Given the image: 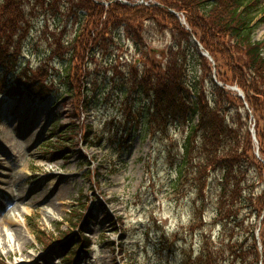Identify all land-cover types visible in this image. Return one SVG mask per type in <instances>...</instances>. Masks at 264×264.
<instances>
[{"label": "rangeland", "instance_id": "rangeland-1", "mask_svg": "<svg viewBox=\"0 0 264 264\" xmlns=\"http://www.w3.org/2000/svg\"><path fill=\"white\" fill-rule=\"evenodd\" d=\"M259 3L264 6V0ZM42 10L37 7L36 15ZM143 26L146 46H136L122 31L86 62V91L93 102L82 110L67 93L70 60L51 33L59 30H46L41 19L36 21L24 47L22 69L28 75L37 69L48 72L46 84L52 93L31 101L0 89V98L7 99L0 118V264H63L75 250L73 243L81 241L80 233L89 243L75 264H184L185 255L193 261L199 254L204 236L216 250L233 243L232 233L216 224L214 190L209 194L207 189L205 212L198 209L201 196L194 173L189 171L188 182L174 190L172 159L181 150L185 127L131 137L130 150L122 155L123 139L110 140L123 123L124 110L134 105L132 98L125 99L117 71L127 70L126 60L146 62L147 50H156L149 54L161 60L175 43L171 26L151 20ZM72 33L69 30L65 40ZM254 37L264 42V21ZM210 84L208 79L209 92ZM10 85L15 86L12 77L6 81V87ZM62 132L67 138L59 139ZM59 142L66 149L54 154ZM252 188L258 193L264 189V174ZM245 211L244 225L233 230L240 240L250 236L251 218ZM68 244L70 249H64ZM223 254L231 258L227 248Z\"/></svg>", "mask_w": 264, "mask_h": 264}, {"label": "trees", "instance_id": "trees-1", "mask_svg": "<svg viewBox=\"0 0 264 264\" xmlns=\"http://www.w3.org/2000/svg\"><path fill=\"white\" fill-rule=\"evenodd\" d=\"M155 1L163 7L153 4L131 6L119 0L109 6L96 0H0V66L4 69L3 73H13L18 80L21 79L16 66L23 45L36 21L51 12L53 24H49V18L45 17L44 28L48 30L52 25V29H59L58 33H51L55 36L56 46L67 48L70 58L67 74L71 86L69 94L76 100L79 109H84L91 102L86 91V62L104 48L106 39L112 38L115 29L124 24L136 43L140 39L144 44L145 21L154 20L158 24L164 23L166 27L171 26L178 46L188 40L194 51L190 54L187 48L172 47L164 54V61H156L147 51L143 66L129 65L122 74L124 92L128 96L135 93L136 104L143 103V110L136 109L137 119L132 122L136 126L142 125L144 134L152 136L166 133L172 126L188 125L174 186L179 187L187 173L193 172L198 180V196H201L198 209L203 210L207 206L206 188L209 194L214 190L216 212L224 221L223 230L233 233L235 228L243 225L241 216L244 210L250 213L252 221H255L254 217L258 220L264 210V190L258 193L252 188L256 182H262L264 174V42L253 38L255 28L264 20L256 18L257 14L264 13V6L259 0ZM39 6L43 10L38 16L36 9ZM169 8L185 16L191 31L181 26L180 20L168 11ZM69 29L74 34L71 40L63 41ZM192 34L212 55L217 78L224 84L219 86L210 78V96L204 83L208 76L212 77V66L207 58L197 52L191 41ZM191 59L193 66L198 63L204 70L202 81L197 76L193 79L189 76L188 64ZM44 75L40 71L34 73V81L39 84H26L30 94V90L42 93L40 83L43 84ZM227 84H237L245 92L246 101L256 118L260 158L255 154V144L247 128L250 113L244 109V102L236 92L226 87ZM128 116L131 117L130 114ZM195 118L198 119L196 123ZM64 147L61 144L56 151L64 150ZM253 171L255 176L251 177ZM213 173L215 186L211 188L209 174ZM251 181L253 184L249 185ZM198 209L195 208V213ZM252 221L249 222L250 237L241 243L237 239L235 245L227 246L233 264H260L261 260V264H264V218L262 254L255 240L256 223ZM84 243H88L87 239ZM203 246L197 258L192 261L188 255L184 263L220 264L226 260L223 245L216 250L205 238Z\"/></svg>", "mask_w": 264, "mask_h": 264}, {"label": "bare ground", "instance_id": "bare-ground-1", "mask_svg": "<svg viewBox=\"0 0 264 264\" xmlns=\"http://www.w3.org/2000/svg\"><path fill=\"white\" fill-rule=\"evenodd\" d=\"M14 217L16 218V216H14ZM16 221H17V222H19V220H18V219H16ZM20 239H22V236H21V235H20Z\"/></svg>", "mask_w": 264, "mask_h": 264}]
</instances>
